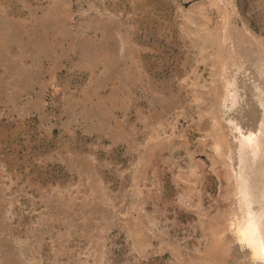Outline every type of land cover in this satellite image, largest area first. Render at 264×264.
Returning <instances> with one entry per match:
<instances>
[{"label":"rangeland","instance_id":"obj_1","mask_svg":"<svg viewBox=\"0 0 264 264\" xmlns=\"http://www.w3.org/2000/svg\"><path fill=\"white\" fill-rule=\"evenodd\" d=\"M264 0H0V264H258Z\"/></svg>","mask_w":264,"mask_h":264},{"label":"clouds","instance_id":"obj_2","mask_svg":"<svg viewBox=\"0 0 264 264\" xmlns=\"http://www.w3.org/2000/svg\"><path fill=\"white\" fill-rule=\"evenodd\" d=\"M254 261L258 262V264H264V256H254Z\"/></svg>","mask_w":264,"mask_h":264}]
</instances>
